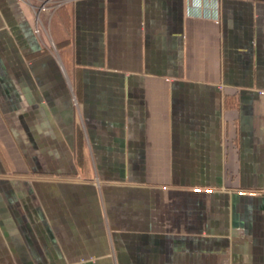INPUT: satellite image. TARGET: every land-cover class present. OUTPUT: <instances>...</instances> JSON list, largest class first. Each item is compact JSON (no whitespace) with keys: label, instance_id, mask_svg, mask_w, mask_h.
Masks as SVG:
<instances>
[{"label":"crops","instance_id":"1","mask_svg":"<svg viewBox=\"0 0 264 264\" xmlns=\"http://www.w3.org/2000/svg\"><path fill=\"white\" fill-rule=\"evenodd\" d=\"M44 1L0 0V264H264V0Z\"/></svg>","mask_w":264,"mask_h":264},{"label":"built area","instance_id":"2","mask_svg":"<svg viewBox=\"0 0 264 264\" xmlns=\"http://www.w3.org/2000/svg\"><path fill=\"white\" fill-rule=\"evenodd\" d=\"M63 5L62 0H46L41 5L38 6L39 11H45L50 8H57ZM192 14H194V10H192ZM197 192L201 191L200 188L196 189ZM211 189L205 190V192H211Z\"/></svg>","mask_w":264,"mask_h":264}]
</instances>
